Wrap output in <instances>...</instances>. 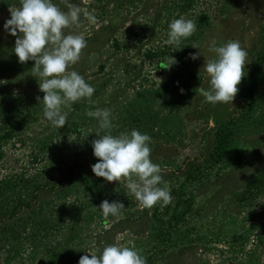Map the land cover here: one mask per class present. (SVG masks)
<instances>
[{
  "label": "rangeland",
  "instance_id": "1",
  "mask_svg": "<svg viewBox=\"0 0 264 264\" xmlns=\"http://www.w3.org/2000/svg\"><path fill=\"white\" fill-rule=\"evenodd\" d=\"M54 2L67 11L63 0ZM70 2L95 17V23L82 17L79 29L67 30L86 37L87 46L70 70L95 92L91 100L65 108L67 123L57 128L43 117L44 105L37 98L44 93L32 75L34 61L18 62L12 51L16 38L3 29L9 7L19 6L20 0H0V95L10 94L9 103L20 98L15 109L0 103L9 107L0 112V180L23 175L43 188L30 196L33 223L19 231L18 240L0 247V264H68L66 259L78 264L81 256L99 255L109 244L134 247L147 264H264V193H246L247 184L264 172V95L250 118L235 127L230 156L218 165L206 163L218 124L238 114L243 102L238 85L233 106L203 103L199 89L208 87L205 58L190 57L199 49L210 56L212 41L239 40L248 51L247 74L254 54L264 52V0ZM180 17L192 19L196 31L176 50L165 41L168 24ZM98 108L111 110L113 135L137 129L151 137L150 158L161 168L159 186L171 193L168 205L144 208L126 181L107 182L90 170L97 162L91 143L99 138L96 133L105 132L86 112ZM36 110V120L25 121ZM10 129L14 137L6 141ZM190 171L194 177L188 179ZM104 200L125 207L118 216L105 217L98 208ZM64 202L78 208L81 217L68 220L50 238L40 232L36 243L34 222L56 218ZM30 213L23 209L4 223L15 224ZM69 251L74 257L66 256Z\"/></svg>",
  "mask_w": 264,
  "mask_h": 264
},
{
  "label": "clouds",
  "instance_id": "2",
  "mask_svg": "<svg viewBox=\"0 0 264 264\" xmlns=\"http://www.w3.org/2000/svg\"><path fill=\"white\" fill-rule=\"evenodd\" d=\"M63 3L67 11L62 10L54 0H20L19 6L9 7L10 18L3 24L4 31L16 38L12 51L18 62L34 61L32 75L37 78L39 90L44 93L42 99L37 98L44 105L43 117L57 128L67 123L65 108L85 98L91 100L95 92L82 75L70 70L87 46L86 37L79 31H67L79 29L82 17L91 23H95V17L70 0H63ZM195 31L196 24L192 19H173L168 24L165 43L179 50L182 42ZM207 51L210 56L200 49L190 54L192 60L200 56L205 58L202 69L208 87L199 89L203 103L233 106L238 85L245 77L248 51L239 40L222 44L212 41ZM86 115L95 118L99 128L105 132L103 135L96 133L99 138L91 143L93 155L97 158L91 166L95 176L107 182L126 181V189L144 208L150 209L158 203L168 205L172 196L167 187L159 186L163 177L160 166L150 158L151 137L137 129L113 135L109 108L89 110ZM124 207L122 202L104 200L98 208L108 217L118 216ZM78 264H147V261L134 247L109 244L99 255L91 254V258L89 255L81 256Z\"/></svg>",
  "mask_w": 264,
  "mask_h": 264
},
{
  "label": "trees",
  "instance_id": "3",
  "mask_svg": "<svg viewBox=\"0 0 264 264\" xmlns=\"http://www.w3.org/2000/svg\"><path fill=\"white\" fill-rule=\"evenodd\" d=\"M205 21L206 16L202 17ZM118 46V44H117ZM150 58H153L156 56V54H149ZM183 65L186 64V61L182 59ZM162 68H164V64H160ZM264 52H256L253 56L251 67L247 74H245V77L242 78V81L240 83V89H241V99L243 102V105L241 106V109L238 114H235L232 116L228 121L218 124L215 134H214V147L211 153L209 154V158L205 159L206 163L212 164V165H218L223 163L232 153L233 150V144L236 139V129L238 123H244L247 121L250 116L253 114V112L260 106L261 98L264 95V84H263V76H264ZM177 78H179V73L174 74V86L178 87L180 85L179 82H177ZM7 94V93H6ZM4 94L0 95V103L4 101L5 103H9V100L11 99L10 94ZM20 100V98H13L11 103L8 104V106H13L14 109L16 103ZM1 106V105H0ZM36 107V106H35ZM7 108H1L0 112H4L3 110L8 109ZM34 108V106H33ZM7 112V110L5 111ZM36 114L37 110L32 112V115H29L25 118V121H28L29 123L36 120ZM32 119V120H31ZM13 133L14 130H9L5 133L3 136L6 141H9L13 139ZM3 158V152L1 150L0 146V159ZM198 159L197 161H199ZM95 164V163H94ZM93 165V164H92ZM92 165L89 166L90 170H92ZM195 169H199V166H194ZM186 177L192 178L191 171L186 174ZM43 188L40 185V182L37 180H33L32 178H26L23 175H13L9 177H5L4 179L0 180V247L6 246L9 242L12 243L11 240H18L20 238V232L22 230H26L29 225L33 223V218L36 215L32 214V198L30 196L32 195V192L38 194ZM53 191L56 192V188L52 187ZM246 193H264V172L261 175L256 176V178L252 179L247 184ZM37 196V195H36ZM178 199L180 198V195H178ZM185 204V203H184ZM183 204V205H184ZM182 205V206H183ZM23 209H29L31 210V213L29 216H27L25 219L19 220L17 223H4V221H11L13 218L18 216V213H21ZM178 209V208H177ZM61 213L56 217L52 218L49 217V219L41 220L39 222H34L35 225L38 227V234H35L36 243H39L40 238V232L44 233V237L50 238L52 235L56 233L67 224L68 220L71 219H78L81 217V213L78 208H73V205L67 204L66 202L63 203L62 208L60 207ZM64 213V216L63 214ZM74 213V214H72ZM39 214H42V210L39 209ZM38 215V214H37ZM33 216V217H32ZM179 216L181 218L184 217V213H179ZM38 218V216H37ZM7 219V220H6ZM44 219V218H43ZM60 224V225H59ZM60 226V227H59ZM20 227V228H19ZM19 228V230H18ZM70 231H72L73 228H69ZM20 231V232H19ZM59 233V232H58ZM43 237V238H44ZM66 253V252H65ZM67 257H74L71 251L69 253H66ZM66 262L68 264H72L74 262L70 261V259H66ZM77 263V261H76Z\"/></svg>",
  "mask_w": 264,
  "mask_h": 264
}]
</instances>
